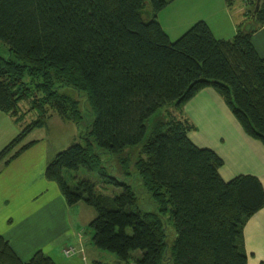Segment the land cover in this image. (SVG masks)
Listing matches in <instances>:
<instances>
[{"label": "trees", "instance_id": "16d2710c", "mask_svg": "<svg viewBox=\"0 0 264 264\" xmlns=\"http://www.w3.org/2000/svg\"><path fill=\"white\" fill-rule=\"evenodd\" d=\"M171 1L150 0V12L145 0H0V42L8 50L0 55V111L22 126L0 150V162L35 142L19 146L33 128L46 125L47 107L77 123L78 102L59 89L83 90L93 116L88 136L58 151L45 177L57 182L69 205L83 200L96 209L89 223L95 246L116 252V264H247L242 229L264 206L259 178L242 173L224 179L222 158L190 139L189 120L159 121L148 136L145 121L161 105L187 102L212 86L244 131L264 144V58L252 41L264 24V1L252 12L254 22L248 17L231 38H217L198 20L176 39L156 18ZM26 101L37 116L23 124ZM142 141L136 168L155 211L138 206L130 183L107 172L97 151L118 153ZM81 167L123 191L103 194L78 176ZM166 213L176 231L171 244ZM0 264L61 263L40 250L23 261L0 236Z\"/></svg>", "mask_w": 264, "mask_h": 264}, {"label": "crops", "instance_id": "0c3cea01", "mask_svg": "<svg viewBox=\"0 0 264 264\" xmlns=\"http://www.w3.org/2000/svg\"><path fill=\"white\" fill-rule=\"evenodd\" d=\"M245 1L233 0L228 4L226 0H183V32L194 22L204 20L217 38H231L237 32L238 25L247 22L249 17L250 2ZM210 9H214L215 14L209 19L206 11ZM164 10L165 8L159 11L156 18L171 38L161 18ZM181 34L182 32L177 35ZM252 41L264 58V24L252 33ZM197 98H200L198 102L205 110L211 106H221L231 119L232 126L235 125V129L233 127L232 130L220 131L222 150L213 148L223 160V164L219 167L221 176L227 180L222 170L228 157L231 159L229 169H235L236 162L244 163L246 169L239 174L257 176L264 188V144L244 131L224 98L214 87L207 86L201 89L186 104ZM21 127V124L17 123L10 114L0 111V150L19 133ZM8 163L4 166H8ZM39 176L22 178L0 175V236L8 240L23 261L31 258L39 250L51 258L54 256L65 258L63 248L67 247L66 242L73 241L74 245L83 251L71 255L72 263L87 264L86 246L90 243V239H86L81 233L77 236L73 235L76 229L68 223L66 217L68 204L59 185L41 174ZM21 190L26 193L21 194ZM46 195L49 199H44ZM67 230L73 231L69 239L65 237ZM242 247L247 255V264H264V206L255 211L244 223ZM92 261L96 264L97 259Z\"/></svg>", "mask_w": 264, "mask_h": 264}, {"label": "rangeland", "instance_id": "374dc122", "mask_svg": "<svg viewBox=\"0 0 264 264\" xmlns=\"http://www.w3.org/2000/svg\"><path fill=\"white\" fill-rule=\"evenodd\" d=\"M237 2V0H235ZM249 1L248 16L249 20L254 22L251 15L254 11L256 0ZM262 0H260L261 2ZM248 4V3H247ZM150 0H145V10H151ZM165 10L162 11L161 18L165 27L169 30L172 39H176L177 34L183 33V0H173L167 4ZM151 12V11H150ZM215 10L210 9L206 11V16L210 19L214 16ZM143 18L146 15L143 14ZM248 20V18H247ZM178 31V33H177ZM180 32V33H179ZM8 50L6 46L0 42V55L6 56ZM28 78V75H26ZM37 91V90H36ZM61 93H66L78 102L79 109L81 110V117H79L77 123L72 121H66L61 118L53 108H48V114L50 115L45 126L33 128L24 139L19 143L21 146L24 143L35 141L27 152L25 149L23 155L12 158L7 165L0 162V175H7L10 177H40L39 175L45 176V167L49 160L54 155L68 147L73 142H84L83 136H88L93 116L91 114V108L86 92L83 90H76L71 87H61L59 89ZM36 93V92H35ZM40 95V92H37ZM37 99V98H35ZM200 98L192 100L191 103L186 104L169 102L161 105L154 113H152L145 121L147 128V135L150 133L152 127L159 121H166L169 118L187 119L193 124V128L189 130L188 135L190 139L201 147L217 148L222 150L221 137H219L220 131L232 130L235 125L231 124V119L228 118L226 111L219 107V105L211 106L208 110L203 109L204 107L198 102ZM189 105V106H188ZM24 113L22 114V122L26 124L32 121L37 116L35 110L29 109L30 104L21 102ZM219 107V108H218ZM144 141L125 147L118 153H106L101 149H97L100 152L101 157L105 160V169L117 178L124 182H129L131 187L135 190L137 196V203L141 209L155 211V202L149 187L143 182V178L136 168L138 160L144 156L142 152V144ZM227 154V153H225ZM226 156V155H224ZM231 163V159L227 157L225 168L222 173L227 179L232 178L239 174L242 170L246 169L244 163L236 162L235 169H229L228 166ZM232 165V164H231ZM220 169V168H219ZM73 172L65 171L64 175L66 180L70 184H75V180L72 179L71 175ZM77 174L80 178H87L92 181L96 189L103 194H114L121 193L123 188L110 183H104V177L99 174L96 170H88L84 167L79 168ZM56 183V182H55ZM12 190V189H11ZM31 191H29L30 193ZM21 194L26 191L21 190ZM49 195V194H48ZM48 195L44 196V199H49ZM68 204V203H67ZM96 209L87 204L85 201H79L75 204L69 205L66 213L68 223L73 226L76 231L75 234L72 230L66 231V238L73 232V235L83 234L86 239H90V243L86 246L88 259L87 264H95L92 260L102 261L105 263L116 264L119 261V255L107 249H102L93 243L92 235L93 228L90 226V221L96 216ZM164 230L165 239L171 244L172 240L176 235L174 230L173 220L169 217V214H164ZM72 229V227H71ZM76 240V239H75ZM67 246H75L73 241L66 242ZM92 247H90V246ZM65 248V247H64ZM79 247H77L78 249ZM83 249L80 251L82 252ZM85 251V252H86ZM75 254V253H74ZM73 256L64 257H53L57 263L61 264H73ZM83 264V263H82ZM171 264V263H167Z\"/></svg>", "mask_w": 264, "mask_h": 264}, {"label": "built area", "instance_id": "2783aa9c", "mask_svg": "<svg viewBox=\"0 0 264 264\" xmlns=\"http://www.w3.org/2000/svg\"><path fill=\"white\" fill-rule=\"evenodd\" d=\"M82 249H77L76 246H67L65 248H63V252L65 256H71L74 253L80 252Z\"/></svg>", "mask_w": 264, "mask_h": 264}, {"label": "water", "instance_id": "95a60500", "mask_svg": "<svg viewBox=\"0 0 264 264\" xmlns=\"http://www.w3.org/2000/svg\"><path fill=\"white\" fill-rule=\"evenodd\" d=\"M259 4H260V0H256V5H255L256 9L258 8Z\"/></svg>", "mask_w": 264, "mask_h": 264}]
</instances>
